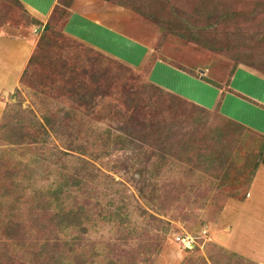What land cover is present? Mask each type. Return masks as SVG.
Returning a JSON list of instances; mask_svg holds the SVG:
<instances>
[{
    "label": "rangeland",
    "instance_id": "obj_1",
    "mask_svg": "<svg viewBox=\"0 0 264 264\" xmlns=\"http://www.w3.org/2000/svg\"><path fill=\"white\" fill-rule=\"evenodd\" d=\"M75 11L88 17L73 20ZM1 34L32 51L19 85L1 96L0 255L14 256L10 264H46L42 247L56 242L85 264H264V134L238 120L239 102L259 103L235 81L242 68L264 77V0H55L43 20L0 0ZM33 121L45 129L36 142L26 136ZM160 124L170 127L160 133ZM62 143L74 147L72 165L88 164L87 220L83 234L57 239L58 209L46 201L58 164L43 157ZM121 205L118 223L107 221ZM158 234L155 251L147 243Z\"/></svg>",
    "mask_w": 264,
    "mask_h": 264
},
{
    "label": "trees",
    "instance_id": "obj_2",
    "mask_svg": "<svg viewBox=\"0 0 264 264\" xmlns=\"http://www.w3.org/2000/svg\"><path fill=\"white\" fill-rule=\"evenodd\" d=\"M32 61V59H30V62ZM49 120V119H46ZM72 120V119H71ZM51 121H53L51 119ZM48 124H50V122ZM233 123V122H232ZM55 124H59L60 122H54L51 125V128L54 127ZM235 128L237 127H242L239 124H235L233 123ZM20 125H18L17 127H19ZM33 126H35L34 131L30 132V135H26L27 137H29L31 140H33L34 142H36L37 138V132L42 129V125H39V123L34 122L33 121ZM50 126V125H49ZM136 128V124L134 126ZM158 130L160 131V133H163V131L167 130L169 127L164 125V124H160L158 126ZM145 129H147V126H144ZM244 128V127H242ZM144 129V130H145ZM120 130L123 133H127V134H133L134 136V130L133 128L130 129L129 125H123ZM45 132V129L43 130ZM121 132V133H122ZM135 132H137V129H135ZM120 134V135H116V140L119 141V143H122V141L124 140V135ZM156 134V133H155ZM154 134V135H155ZM10 135V136H9ZM9 138L11 139V141H13L14 143L18 141L17 136L21 135V132H15L14 134H9ZM17 140V141H16ZM63 144V143H62ZM70 144V143H69ZM163 142L162 141H153L152 139V145L158 146L160 151H163V146H162ZM63 150H59L57 149V152L55 154H45L43 157V160L50 158L51 156H55V162H57V167L56 169H53V171L55 172L56 176L59 178L60 182L59 184H57L55 186V189L51 192L50 191V197L49 199L46 201V209H50L53 206V202L56 203V208L58 209L56 211V213L54 214V218H55V224L49 219L48 222H50V224H54L55 227V236L57 237V239H59V235L67 230H69L70 228H78L80 231V234H83V222L85 220H87L86 218V211H85V198H86V188L88 186L87 183V179H88V175L86 173V169L85 167L88 166L87 162L84 159L81 158H76L78 160V165H72V160L69 159L68 157H70L71 155L68 153V149H74V147H66V146H70V145H62ZM54 157V158H55ZM158 157H161V154H158ZM162 159V157H161ZM60 161H65V163L60 164ZM70 164V165H68ZM84 164V165H83ZM72 166V169L70 168ZM256 165L254 164V167ZM71 169V172L69 171ZM140 180L143 179V184L145 186V188L150 187L149 185H145V182L147 180H145V176L142 175V173H140ZM71 190V191H69ZM62 192H65V194L62 196ZM97 194V193H96ZM78 196V197H77ZM62 197H67L68 198H73V206L71 204L66 205V199L62 198ZM111 203H113V200L108 201L107 205L110 206ZM112 208V207H111ZM124 207L121 205L119 207L116 208H112V210H110L105 219L107 221H110L112 223H118L117 218H121L122 215H120V211L123 209ZM124 210V209H123ZM31 219V218H30ZM33 221L37 222V219L33 218ZM120 225L124 226L125 224L121 223ZM50 226V225H49ZM47 226V234H51L52 229ZM124 232V231H123ZM127 233H130L135 235L140 239L141 235L139 232V229H137V227H133L131 231H128ZM124 236V235H123ZM156 242L150 244L147 243V245L149 246H153L154 250L159 251V246L158 243L162 241L163 237L161 235H156ZM154 238V239H155ZM158 240V242H157ZM149 241V240H148ZM155 244V245H154ZM66 247L67 245L64 244ZM68 248V247H67ZM69 249V253L67 255H65L63 253L62 249H58V243L56 242L54 245L50 246V245H45L42 247V252L40 253V255L43 256H48L49 258H46V264H85V261L83 260V256L81 253V256H69L70 253L74 252V250H72L71 248ZM46 250V251H44ZM71 259V260H70ZM15 260V257L10 255H6L5 251H2V254L0 255V264H10ZM114 264V263H113Z\"/></svg>",
    "mask_w": 264,
    "mask_h": 264
},
{
    "label": "crops",
    "instance_id": "obj_3",
    "mask_svg": "<svg viewBox=\"0 0 264 264\" xmlns=\"http://www.w3.org/2000/svg\"><path fill=\"white\" fill-rule=\"evenodd\" d=\"M20 1L24 3L29 10L33 11V13L37 17L43 20L49 16V12L51 10V7L54 5L55 0H20ZM73 14H74L73 20H79V18L85 19V17H88L87 15L81 12L75 11ZM88 22L91 23L95 22L97 27L102 28L101 25L102 22H100L99 20L89 18ZM82 28L83 31L85 32L86 29H88V26L83 25ZM91 32L87 31L85 32V34L88 35L89 37V35H91ZM101 37H103L102 34L96 35V38H98V40ZM106 40H107L106 38L105 39L103 38L104 42H106ZM112 45L115 46V43H113ZM121 46H122L121 44H117L116 50L117 49L123 50L122 48H120ZM133 47H136V45ZM31 53H32L31 49L26 45V43H24V41L19 42L13 40L10 37H7V35L4 34L0 35V107L4 105L3 103L4 101L1 100V96L3 94L11 93L14 90V88L19 85L18 82L20 81V77L22 76L23 71L25 70L29 62ZM119 53L125 59L126 58L130 59L129 54L131 53H128L126 51L123 52L119 51ZM160 68H162L160 83H162L164 86L165 85L167 86L170 84L171 81L170 79L171 77L170 76L168 77L167 74L169 75V73L171 72H169L170 70L168 67L161 66ZM240 76H242V78H240ZM235 81H236V88H238L241 92H243V94H245L250 99L259 103L258 106H254V104L245 101L243 103L239 102L241 107V113L239 114L240 116L238 120H240V122L248 124L247 125L248 127H251L257 130L258 132L264 134V77L256 75V73L252 74L251 71L242 68L239 71H237V74L235 76ZM242 81H243V85H241ZM175 89L177 90V88ZM185 90L190 95L192 94L194 99L199 100L197 98L199 97L197 95L198 93H195V90L191 88V85H185ZM192 90L194 93L192 92Z\"/></svg>",
    "mask_w": 264,
    "mask_h": 264
}]
</instances>
